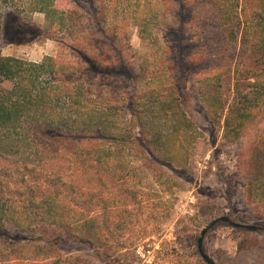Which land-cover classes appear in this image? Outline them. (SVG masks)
Here are the masks:
<instances>
[{"label":"trees","instance_id":"1","mask_svg":"<svg viewBox=\"0 0 264 264\" xmlns=\"http://www.w3.org/2000/svg\"><path fill=\"white\" fill-rule=\"evenodd\" d=\"M89 1L93 6L87 14L79 3L67 11L57 7L58 0H0V40L11 31L20 34L16 21L21 16L41 13L50 28L71 41L64 47L78 58L76 62L68 59L63 49L57 57L31 62L5 57L0 48V264H82L86 255H75L80 252L102 260L103 188L109 187L103 168H111L119 140L107 133L115 127L116 109L100 102L101 96L96 101L91 96L105 78L131 76L120 43L121 29L132 24L141 38H160L165 23L156 9L150 16L140 11L144 7L140 5L133 12L132 0ZM161 2L146 0L157 9ZM179 6L181 10L199 6L204 31L213 16L227 30V41L242 45L241 52L230 54L226 61L217 41L203 36L200 40L207 48L202 57L206 56L209 68L227 74L233 68L223 93L226 99L214 101L209 114L217 117L228 110L225 136L240 141L244 130L255 123L256 113L264 110V0H179ZM83 21L87 23L82 25ZM184 25L179 26L181 35L174 45L181 70L188 68L182 50L186 47ZM166 29L173 25L166 23ZM93 30L110 49L109 63L88 38L89 32L95 34ZM183 85H177V94ZM134 106L132 102L140 144L154 155L162 133L150 139ZM249 162L247 192L250 196L258 184L264 195V133ZM110 172L113 183L112 168ZM31 228L40 233L35 241L21 237ZM15 230L19 233L12 239L9 233ZM3 245L6 252L1 251ZM197 255L204 261L198 244Z\"/></svg>","mask_w":264,"mask_h":264},{"label":"rangeland","instance_id":"2","mask_svg":"<svg viewBox=\"0 0 264 264\" xmlns=\"http://www.w3.org/2000/svg\"><path fill=\"white\" fill-rule=\"evenodd\" d=\"M132 1L133 12L139 5L144 6L140 11L146 10L149 16L156 9L164 19L165 30L160 38H141L132 24L121 29L120 43L131 76L105 78L103 86L91 96L94 101L101 96L100 102L116 109L115 127L107 132L119 140L110 163L116 179L111 183V168H103L109 187L103 188L102 260L86 252L75 255H86L82 264H206L197 255L198 238L215 219L230 216L238 223L264 227L262 189L256 184L249 196L246 188L252 149L264 133V110L256 113L255 123L244 130L240 141L227 138L224 123L228 110L213 117L209 107L223 98L233 68L229 74L209 68L206 56L202 57L207 48L200 40L203 36L217 41L226 61L230 54L241 52V43H229L227 30L213 16H209L210 27L204 31L200 5L195 10H181L179 0H160L162 7L157 9L146 0ZM76 3L87 14L93 6L89 0H58L57 7L73 11ZM79 16L73 18L74 23ZM166 23L173 29H166ZM183 23L187 70L180 69L174 46ZM16 24L20 34L11 31L0 40L5 57L40 62L46 56H59L64 49L68 59L78 60L71 49L64 47L71 41L50 28L44 14L21 16ZM92 32L95 34L89 32L90 42L100 57V53L106 54L104 61L109 63L110 49L98 30ZM182 83L177 94L176 87ZM132 102L150 139L162 133L154 155L140 144ZM102 221L110 230L107 224L102 226ZM16 231L9 233L12 239L18 236ZM22 233L21 237L32 241L40 237L33 228ZM4 245L1 251L6 252ZM204 250L216 264H264V232L218 224L207 234Z\"/></svg>","mask_w":264,"mask_h":264},{"label":"water","instance_id":"3","mask_svg":"<svg viewBox=\"0 0 264 264\" xmlns=\"http://www.w3.org/2000/svg\"><path fill=\"white\" fill-rule=\"evenodd\" d=\"M218 224H226L232 228L239 229V230H246L251 232H258L263 231L264 227L258 225H250V224H243L234 221L230 216H223L215 219L211 222L206 228H204L201 232V235L198 239V249L200 252L201 257L206 262V264H216L215 261L205 252L204 250V240L207 234L215 228Z\"/></svg>","mask_w":264,"mask_h":264}]
</instances>
